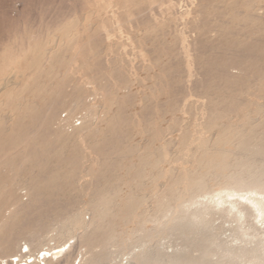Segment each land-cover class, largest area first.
I'll list each match as a JSON object with an SVG mask.
<instances>
[{"label": "rangeland", "instance_id": "1", "mask_svg": "<svg viewBox=\"0 0 264 264\" xmlns=\"http://www.w3.org/2000/svg\"><path fill=\"white\" fill-rule=\"evenodd\" d=\"M0 105V264H264V0H0Z\"/></svg>", "mask_w": 264, "mask_h": 264}, {"label": "bare ground", "instance_id": "2", "mask_svg": "<svg viewBox=\"0 0 264 264\" xmlns=\"http://www.w3.org/2000/svg\"><path fill=\"white\" fill-rule=\"evenodd\" d=\"M89 126L90 125L88 124L86 126V128H89ZM255 185H258V184L255 183ZM192 189H194V188H192ZM253 192H254V190H250V193H253ZM227 194L229 195V197H232V196L234 197L236 195H239L237 193H233V192L231 193L230 191H228ZM34 197L35 198L38 197V192L34 193ZM242 199L246 200V201H249L251 204L255 205V207H256L255 208V212L256 213L253 211L254 213L251 216L254 217L253 220H255L256 223H257V224H255L252 227L253 231H251V232H249V230L248 231H244L243 235H247V236H250V237L264 236V228H263V226H264V195L261 194L260 192H257L256 193V197L245 198V196H242ZM210 200L212 202H214L217 206H221L223 204L225 205V203L228 202V200L226 198H224L223 196H217V197L216 196H212ZM211 201H210V203H212ZM229 202L232 205V208H230V209L228 208L227 209L228 212L232 213L233 211H236L235 214L233 215V218H234L233 221L235 220L236 222L239 223V222H241L243 220L242 218H246L245 211L247 209H249V208H247V209L245 208L244 209L241 202L237 203V202H234L232 200L229 201ZM202 203L200 201L199 204H202ZM191 204L192 205H197L198 201H193ZM95 208L97 210H99V211L101 210V206L100 205L96 206ZM233 209H235V210H233ZM41 215H42V213H41ZM77 216H78L77 219H79L80 213ZM203 216L204 215H203V211L202 210H196L193 213V218L200 219L199 220L200 222L202 221ZM186 218H190L189 220H187L186 223L191 222V216L186 217V214H185L184 217L183 216L181 217L182 220H185ZM202 222H204V221H202ZM98 224H99L98 220H93V222L91 224L89 222L83 220L82 226L77 227V229H85L86 230L88 228H91V226L94 227V226H97ZM181 224L182 225L185 224L184 221H181ZM258 224H260L262 226L258 227ZM166 231H168V230H166ZM69 235H72L70 230H69ZM16 236L18 237L17 234H16ZM208 245L209 244H207V250L204 249L205 253L206 252L208 253ZM140 246H141L142 250L139 253L135 254V259H137L141 264H147L148 262H157V261H159V259L154 257L155 255H153L151 252L148 251L149 250V246L147 244H145L144 242H140ZM17 247H18V238H13V240L11 242H9V241L8 242H6V241L3 242V247H2L3 250H2V252H5V253H8V254L11 255V254H13L15 252ZM27 247L29 248V253L32 252V249L30 248V245H27ZM75 247H77V245H72L70 242H67V241L65 243H63V244H60L58 246H55V247H52V248H49V249H42L41 246L38 245L36 247V249H35L36 253H34V254L30 253L29 256L27 255V258H32V256L35 255V258L33 257V264H38V263H41L42 261H44V264H47L49 262H52L53 260H59L60 258L64 257V259L61 260L60 262H58L57 264H65L69 260V258L73 257V254L70 253V252ZM247 249L246 248H240L241 256L242 255L244 257L245 256H247V257L249 256L250 257V261L252 262L251 264H258L257 260H258V258H260L259 251L257 249H254V248H253V250H247ZM209 252H211L210 249H209ZM241 256L239 254H235V255H232L231 257H232L233 260H236L237 258H242ZM167 257L171 259L172 256L167 255ZM5 258L6 257L1 259V261L2 262L5 261V263L8 264V260H6ZM115 258H116V256H115ZM206 260L208 261V263L219 264V262L214 263V262L209 261V259H206ZM112 262H114V258H111L107 253L102 252L101 254L98 253L96 255V254H94L92 252V253H90L89 256L86 257V259H83V257L79 261H77V259H76L73 262V264H111ZM172 262H176V264H177L178 263V259L176 261H172ZM181 264H183V263H181ZM187 264H191V263H187Z\"/></svg>", "mask_w": 264, "mask_h": 264}, {"label": "built area", "instance_id": "3", "mask_svg": "<svg viewBox=\"0 0 264 264\" xmlns=\"http://www.w3.org/2000/svg\"><path fill=\"white\" fill-rule=\"evenodd\" d=\"M27 255H28V249H23L22 253L18 255V257H15V259L11 262V264H32L33 260H30V258H27ZM1 263L5 264V261Z\"/></svg>", "mask_w": 264, "mask_h": 264}]
</instances>
